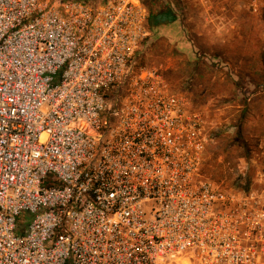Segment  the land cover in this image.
Listing matches in <instances>:
<instances>
[{"label":"built area","instance_id":"built-area-1","mask_svg":"<svg viewBox=\"0 0 264 264\" xmlns=\"http://www.w3.org/2000/svg\"><path fill=\"white\" fill-rule=\"evenodd\" d=\"M151 35L140 0H0V264H264V167L204 176Z\"/></svg>","mask_w":264,"mask_h":264},{"label":"rangeland","instance_id":"rangeland-1","mask_svg":"<svg viewBox=\"0 0 264 264\" xmlns=\"http://www.w3.org/2000/svg\"><path fill=\"white\" fill-rule=\"evenodd\" d=\"M175 1L180 20L152 32L140 66L202 113L204 176L247 184L264 167V0Z\"/></svg>","mask_w":264,"mask_h":264},{"label":"trees","instance_id":"trees-1","mask_svg":"<svg viewBox=\"0 0 264 264\" xmlns=\"http://www.w3.org/2000/svg\"><path fill=\"white\" fill-rule=\"evenodd\" d=\"M142 5L149 13V29L156 32L157 29L168 26L180 20L181 16L175 5V0H141Z\"/></svg>","mask_w":264,"mask_h":264}]
</instances>
